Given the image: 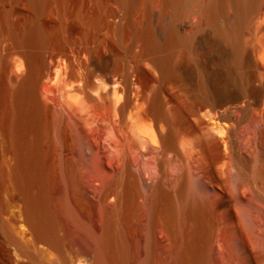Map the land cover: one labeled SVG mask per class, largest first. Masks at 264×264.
Listing matches in <instances>:
<instances>
[{"label": "bare ground", "instance_id": "6f19581e", "mask_svg": "<svg viewBox=\"0 0 264 264\" xmlns=\"http://www.w3.org/2000/svg\"><path fill=\"white\" fill-rule=\"evenodd\" d=\"M0 46L7 264H264V0H0Z\"/></svg>", "mask_w": 264, "mask_h": 264}, {"label": "rangeland", "instance_id": "374dc122", "mask_svg": "<svg viewBox=\"0 0 264 264\" xmlns=\"http://www.w3.org/2000/svg\"><path fill=\"white\" fill-rule=\"evenodd\" d=\"M56 17L57 16H55L53 14L49 16L50 19H54V20L57 19ZM4 54H5L4 47L0 46V57L2 55H4ZM50 61L51 60H49V63H50ZM0 70H1V68H0ZM77 73L82 74V71L78 70ZM0 74H1V71H0ZM155 75L158 76V74H155ZM64 80H65V75L62 72L58 73V70L54 69L52 79L49 82L51 83V85L54 88H56L55 89L56 90L55 96L58 97V99H60L61 101H63V94L62 93H63L64 84H65ZM41 86H43V84ZM246 128H247V125L243 124L241 126V128H240V131L241 132H245ZM82 142H83V144H82ZM86 143H87V141L83 139L80 142V144L78 145L79 152L83 153V154H81L82 157L85 156L83 158L85 160V161L83 160L84 163L86 161L88 162V160H86V159H88V157L90 159V155L88 153L89 152V150H88L89 149L88 148L89 144L88 143L86 144ZM81 144H82V146H81ZM81 150H83V151H81ZM87 155H89V156H87ZM85 164H87V163H85ZM89 164H90V161H89ZM82 165L83 164L80 165L81 168L82 167L85 168L84 171H83V168H82V171L83 172H87L88 170L85 171L87 169V167H86L87 165H83V166ZM91 174L92 173H88V175H87V177L85 179L86 182H87L85 189L79 190V191L78 190H74L75 192H73V190L71 191V187H69L68 186L69 184H68V185H66V188H65V186L63 187L64 189L60 188V186L57 187L56 189H53V195H54V198L58 201L59 206H75L76 210H78L80 216H82V217L84 216L85 217V218L83 217L84 220L86 219L84 222L87 224L88 222H86V221H89V222L91 221L90 223H88V225H91L92 222L94 221L93 222V226L95 225L94 228L95 229L97 228L96 230L99 231L100 230L99 228H101V226H100V222L101 221H100V217L98 215V209H97V206H98V202H97L98 201V191L97 190H99L98 189L99 188V184H97L98 182H97V179L95 178V176L92 175V177L94 179H92V177H90ZM232 185H233L232 188H234V184H232ZM80 191L81 192L83 191V194ZM78 192H80L81 194H78ZM0 197H1V206H2L1 207V211H0V219L4 223L8 224L13 229L15 234L18 235V231L20 229L21 230H25V224L22 222V219L19 217L20 216V207L22 206V204L19 203V202L13 201L11 199V195L6 193V192L1 193ZM76 200L77 201L80 200V202L79 201L76 202ZM82 200L83 201L87 200L88 203H86V201H84L85 202L84 203V202H82ZM80 203L84 205L83 209H86L85 210L86 212H87V209L90 210V212L88 211L89 212L88 217L91 216L90 219L87 218L86 212L82 211L83 209H80L82 207V206L81 207L79 206V205H81ZM247 203H249V202L247 201ZM86 207H89V208H86ZM246 208L248 210H250L255 217L259 216V213H260L259 212L260 211L259 206H254V205L252 206V204L249 203V206H246ZM67 219H68V217H67ZM70 225H72V224H70ZM77 231H78V233H80L83 236V238H84L83 241L86 240V243H89L91 241V239H89V237H86V234H85L86 230L85 229H83V230L80 229V230H77ZM83 231H85V232H83ZM5 248L6 249L7 248H11V250L13 249L12 247H9L6 237L0 232V264H7V262L3 258V254H4V249Z\"/></svg>", "mask_w": 264, "mask_h": 264}]
</instances>
